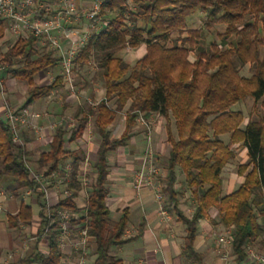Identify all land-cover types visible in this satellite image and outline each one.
<instances>
[{
  "label": "trees",
  "instance_id": "trees-1",
  "mask_svg": "<svg viewBox=\"0 0 264 264\" xmlns=\"http://www.w3.org/2000/svg\"><path fill=\"white\" fill-rule=\"evenodd\" d=\"M200 11L206 21L200 28L190 27L188 17ZM97 18L102 29L91 32L73 60V72L77 86L79 73L95 68L93 80L100 83L102 96L94 105L76 107L71 133L63 125L57 126L48 149L39 152L31 165L27 159L31 155L29 140L20 135L22 145L14 143L9 126L0 117V181L13 183L14 196L18 197L19 191L35 196L39 222L34 236L46 245V251L35 247L21 263L63 264L57 213L66 211L75 217L73 226L86 227L91 264H123L112 250L128 242L124 238L128 216L123 210L114 221L106 206L107 157L128 143L140 113L164 119L168 149L159 181L165 210L184 226L181 256L191 264H204L194 242L199 223L206 221L215 229L232 227L230 258L233 264H246L245 246L261 241L264 235V55L260 57L264 0H105ZM215 25L224 26L219 34L221 43L235 36L236 44L222 46L212 41L207 50L199 49L203 30ZM3 32L0 26L1 37ZM141 45L145 47L143 56L133 65L127 64L121 53ZM38 50L36 39L26 36L14 39L0 56L6 73L26 85V98L19 109L64 87L60 72L48 84H36L40 72L60 69L55 52ZM245 65H250L249 77L240 74ZM246 99L259 105V116L244 124L243 112L232 110V106ZM122 111L124 130L113 138L109 127ZM91 118L98 146L91 164L90 191L79 206L77 198L85 188L79 172L86 156L81 146L72 150L67 144L81 138ZM235 148L245 150L247 161L237 167L243 180L224 194L222 172L235 158ZM66 164L70 170L64 182L69 194L48 207L31 171L45 179L65 177ZM179 176L194 200L191 214L185 212L182 193L176 189ZM214 211L217 222L211 218ZM7 221L10 228L29 227L31 206L21 202L18 212Z\"/></svg>",
  "mask_w": 264,
  "mask_h": 264
},
{
  "label": "crops",
  "instance_id": "crops-1",
  "mask_svg": "<svg viewBox=\"0 0 264 264\" xmlns=\"http://www.w3.org/2000/svg\"><path fill=\"white\" fill-rule=\"evenodd\" d=\"M77 2L79 4L81 2L89 4L90 0H77ZM99 29H102L100 23ZM138 49L141 51L140 57H133L134 54H137ZM131 50L134 54L129 53L122 57L125 62L127 58L132 59L131 63L126 62L129 65H133L143 56L145 47L141 45ZM90 72L91 77L88 76L89 79L84 75L78 80L76 89L84 100L96 101L101 98L102 89L100 83L93 80L95 68L92 67ZM47 73L48 71L40 72L35 77L37 85H46L53 80L54 77L50 78ZM2 76V80L6 78V75L1 70L0 77ZM5 86L2 94H0V115L5 108L19 109L26 98L25 85L22 90L19 87L17 88V86L15 87V83H8ZM77 106L86 107L82 102L78 101L76 95L68 93L65 86L61 91L51 96L40 98V100L36 99L27 106L30 112L39 115L33 121V126L37 130L23 128L19 131V135L25 136L29 140L28 147L31 150V155L27 159L31 165L37 159L39 152L48 149L54 129L59 125H63L65 129L68 128V124L64 121V116L71 113L73 118ZM124 114L125 111H122L118 116ZM149 116L152 117L151 144L155 158L160 162L168 149V145L165 142L164 119L156 114ZM117 117L109 127L113 138L119 137L124 130V117L122 116V119L118 118V121H116ZM61 121L62 124H60ZM73 124V127H75L74 119ZM38 132L42 135L41 139H38ZM132 134L125 146L118 147L110 152L107 157L110 168L106 185L108 189L105 199L106 206L110 211L111 219L114 221L120 217L123 210L127 211L128 216L127 230L124 233V238L128 239V242L113 249L112 254L120 258L123 264H191L181 256L184 226L168 212L166 219L158 214V204L150 187H144L138 192L131 187L132 174L141 167L143 162L142 157L147 143V131L143 126L137 124ZM97 140L91 118L88 120L81 138L67 144V148L72 150L81 146L86 156L79 172L85 185V188L77 198L79 206L84 204L90 190L89 185L93 178L91 164L96 158ZM241 151L245 155V150L241 149ZM66 165H64V170ZM160 171L162 176H164V171L162 169ZM49 185L47 205L53 207L60 198L67 196L69 193L66 190L65 182L60 177L51 180ZM13 188L14 185L11 181H0V192L2 193V204L0 207V264H22L21 260L27 257L35 247L39 251H46V245L43 240L37 242L34 236L39 222L37 218L39 208L36 204L35 196L29 191H19V196H14L11 192ZM229 189L230 187L226 190L228 193L232 191ZM21 202L31 206V225L29 227L19 225L17 228H10L8 227V216H14L18 212ZM112 212L114 216H112ZM209 223L206 221L199 223L194 242L195 250L202 255L204 264H231L232 259L230 257L227 261H222L214 250V239L209 234L214 228H211ZM141 224H143V227L140 232L139 226ZM92 260L93 257L89 256L87 264H91ZM63 264L68 263L64 262Z\"/></svg>",
  "mask_w": 264,
  "mask_h": 264
},
{
  "label": "built area",
  "instance_id": "built-area-1",
  "mask_svg": "<svg viewBox=\"0 0 264 264\" xmlns=\"http://www.w3.org/2000/svg\"><path fill=\"white\" fill-rule=\"evenodd\" d=\"M104 1L90 0L89 4L82 5L77 0H0V26L4 31L3 36H0V42L6 38V35L14 39L32 36L36 39L39 52H55L60 59V74L63 77L64 86L68 93L75 95L77 89L73 60L87 43L91 32L97 33L101 30L99 23L101 27L103 24L98 20L97 15ZM3 66L0 63V71ZM2 90L0 77V94H2ZM52 94L54 92L49 96ZM95 103L96 101H87L89 105ZM0 117L9 126L13 134L12 140L16 144L22 145L19 135L21 129L37 130L33 126V121L39 115L33 114L27 107L17 110L5 108ZM136 123L146 129L147 143L143 152L142 165L132 174L131 187L136 192L144 187H150L158 204V214L166 219L168 213L163 206L164 195L159 181L163 176L160 169L155 165V154L150 137L152 117H145L139 113ZM70 126L73 127L74 124H68V127ZM41 138L42 135L38 132V139ZM69 170L67 164L65 166L66 176L60 177L63 182L67 179ZM31 175L34 181L40 184L47 204L48 186L51 180L58 177L52 175L45 179L35 171H31ZM1 197L2 193L0 192V207L2 204ZM57 216L58 245L65 256L63 263L87 264L90 249L86 227L83 225L73 226L71 220L75 217L66 211L58 212ZM232 231V227H227L212 229L209 233L214 239V250L222 261H227L230 257ZM245 253L246 264H264V235L261 241L256 239L254 242L248 243L245 246Z\"/></svg>",
  "mask_w": 264,
  "mask_h": 264
},
{
  "label": "rangeland",
  "instance_id": "rangeland-1",
  "mask_svg": "<svg viewBox=\"0 0 264 264\" xmlns=\"http://www.w3.org/2000/svg\"><path fill=\"white\" fill-rule=\"evenodd\" d=\"M83 1V0H82ZM82 5H86V3L84 2H81ZM190 18V27L192 28H200L203 23L206 21V18H205V14L203 12H198L196 15L194 13V15L188 17V19ZM187 19V20H188ZM224 31V26L222 25H215V26H212L210 28H205L202 32V39L200 40V46H199V49H203V50H207V47L209 46V43H211L212 41L213 42H216L217 44H220L222 46H225L226 43H231L233 45L236 44L238 38L235 37V36H232L228 39H226V42L224 43H221L220 42V37H219V34L223 33ZM176 37V35H173V38ZM14 41V38L13 37H7L6 35V38H4L1 42H0V56L1 54L6 51L8 49V47L13 43ZM145 52V51H144ZM129 53H132L134 54V52H132V50L130 48L124 50L121 55L122 57L125 56V55H128ZM195 52H193L192 54H190V57H189V60L192 61L193 60V55H194ZM140 54H141V51L138 49V52L137 54H134L133 57H140ZM136 55V56H135ZM264 55V48L263 47H260V57H262ZM132 57V56H130ZM127 58L126 59V62L128 63H131L132 59H129ZM127 63V64H128ZM5 66H3L2 68V72L4 75H6L2 80V87L5 88L8 83L9 84H14L15 83V87L17 86V88L19 87L20 90L23 89L24 87V83L22 81H19L18 79H15L13 77L10 76V74H7L5 72ZM90 70H92V66L90 69H86V70H83L79 73V75L81 76V78L85 75L87 77V79H89L90 74ZM60 69L59 67L58 68H55L53 70H48V75L50 78H53L55 75H57L59 73ZM90 73V74H89ZM87 74V75H86ZM240 74L245 76V77H249L250 74H251V70H250V65H245L244 67H242L240 69ZM89 76V77H88ZM3 78V76L1 77ZM9 81V82H7ZM11 82V83H10ZM5 86V87H4ZM26 86V85H25ZM77 94V95H76ZM75 95L78 97V101L79 102H82V104L84 106H86L87 104V100H84L83 97H81L80 94L77 93V90L75 92ZM42 99V98H41ZM84 101H83V100ZM40 100V99H38ZM232 110H241L244 114V124H246L249 120H256L258 118V114H259V105L256 104L254 105L253 101L251 99H246L245 101L243 102H240V103H237L236 105L232 106ZM124 115H119L116 119V121H118V118L122 119ZM73 118L71 116V113L70 114H67V116H64V121L68 124H73ZM243 124V125H244ZM72 126L68 127L67 128V131H68V134L71 133V130H72ZM235 158L233 160H231V162H229L226 167L224 168L223 172H222V178H223V193L224 194H228V192L226 191L228 187H230L229 190H233L234 188L237 187V185L243 180L242 177H239L237 175V167L239 164H243L247 161V158L246 156L244 155V152L241 151L240 148H235ZM166 155V152L164 153V156ZM162 165V160L160 161V163L157 164L158 168L161 169ZM34 167V166H33ZM176 189L182 193V201H183V208L185 210V212L187 214H191L192 211H193V204H194V200L192 198V194L190 193V191H188L184 185V183L182 182V177L179 176L178 178V182L176 184ZM90 191V190H89ZM112 216H114V213L112 212ZM211 218L213 219L214 222H217L218 221V215L216 214V212H212L211 213ZM210 227L211 228H214V225L212 224V222L209 223ZM231 264H233V262H231Z\"/></svg>",
  "mask_w": 264,
  "mask_h": 264
}]
</instances>
